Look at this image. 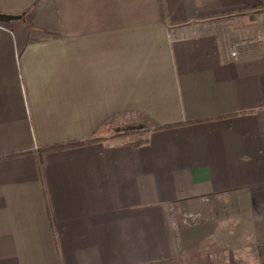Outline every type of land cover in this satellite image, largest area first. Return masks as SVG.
<instances>
[{
	"label": "crops",
	"instance_id": "1",
	"mask_svg": "<svg viewBox=\"0 0 264 264\" xmlns=\"http://www.w3.org/2000/svg\"><path fill=\"white\" fill-rule=\"evenodd\" d=\"M0 12V264H156L234 219L264 264V0Z\"/></svg>",
	"mask_w": 264,
	"mask_h": 264
},
{
	"label": "rangeland",
	"instance_id": "2",
	"mask_svg": "<svg viewBox=\"0 0 264 264\" xmlns=\"http://www.w3.org/2000/svg\"><path fill=\"white\" fill-rule=\"evenodd\" d=\"M178 220L177 239L183 235L179 233L182 225ZM187 240L177 242L179 249L180 245L188 248L187 255H176L157 264H258L250 226L241 219L191 228Z\"/></svg>",
	"mask_w": 264,
	"mask_h": 264
},
{
	"label": "built area",
	"instance_id": "3",
	"mask_svg": "<svg viewBox=\"0 0 264 264\" xmlns=\"http://www.w3.org/2000/svg\"><path fill=\"white\" fill-rule=\"evenodd\" d=\"M170 36L173 37L174 33L170 32ZM255 41H257V39H255V40L243 39L240 41H235V42L230 43L229 50H230L231 57L234 59H237L238 55H239V48L243 45H248V44L253 43Z\"/></svg>",
	"mask_w": 264,
	"mask_h": 264
},
{
	"label": "water",
	"instance_id": "4",
	"mask_svg": "<svg viewBox=\"0 0 264 264\" xmlns=\"http://www.w3.org/2000/svg\"><path fill=\"white\" fill-rule=\"evenodd\" d=\"M24 14H12L0 12V23H7L13 20L22 19Z\"/></svg>",
	"mask_w": 264,
	"mask_h": 264
},
{
	"label": "trees",
	"instance_id": "5",
	"mask_svg": "<svg viewBox=\"0 0 264 264\" xmlns=\"http://www.w3.org/2000/svg\"><path fill=\"white\" fill-rule=\"evenodd\" d=\"M64 146H65V145H64ZM55 147H56V148H57V147H63V145H61V146H55ZM158 263H159V262H158ZM156 264H157V263H156Z\"/></svg>",
	"mask_w": 264,
	"mask_h": 264
}]
</instances>
